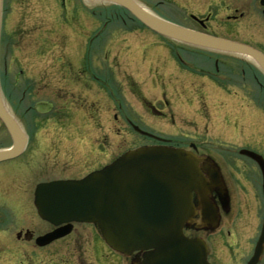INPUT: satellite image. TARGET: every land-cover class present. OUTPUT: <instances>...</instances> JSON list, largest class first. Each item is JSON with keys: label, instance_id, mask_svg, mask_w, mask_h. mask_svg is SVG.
<instances>
[{"label": "flooded vegetation", "instance_id": "flooded-vegetation-1", "mask_svg": "<svg viewBox=\"0 0 264 264\" xmlns=\"http://www.w3.org/2000/svg\"><path fill=\"white\" fill-rule=\"evenodd\" d=\"M260 2H253V10L264 20V7ZM185 3L186 7L181 9L190 13V6L195 9L207 4V17L204 19L189 13L193 23L201 31H206L209 16L216 14V0H185ZM92 4L91 0H2L0 96L6 112L24 135L25 146L16 157L0 162V264H93L94 253L100 255L103 247L109 249L96 226L85 223H72L66 234L41 245L40 238L54 232L62 234L66 227L65 224L53 226L42 220L34 207V191L38 185L79 180L110 164L103 142H94L93 137H81L79 147L75 145L84 157L82 161L88 165V171L78 178L47 179L46 170L55 171L57 162L51 160L50 167L42 157L54 149L66 153L77 123L82 125L86 119H92V108L97 105L100 110L108 109L107 78L94 75L92 71L93 39L102 35L108 24H103L93 35ZM224 4V10L231 11V5ZM143 9L160 20L172 23L159 17L153 9ZM115 10L118 12L115 14L117 20L123 18L122 27H127L124 31L146 34L141 39L143 48L154 46L155 40L149 39L152 35L162 39L125 9L116 7ZM251 12L245 8V12L239 14L240 19ZM224 18L227 24L238 20L233 15ZM60 33L61 44L68 53L61 51L60 54V46L55 40L56 35L61 36ZM216 38L229 40L219 34ZM218 64L219 61L214 60L212 81L215 87ZM93 81L99 85L96 91H93ZM219 88L228 90L225 86ZM242 98V106L249 107L250 99ZM117 101L115 98L114 102ZM117 104L119 106V102ZM70 112L74 118L78 115V122L68 120ZM117 118L114 116V120ZM50 122L59 125L57 134L38 135L47 126L53 128ZM125 122L133 128L127 117ZM149 139L155 142L151 146L175 147L170 141L156 136ZM45 140H48L46 152L43 151L45 146H40ZM33 143L36 144L35 150L28 153ZM94 143L96 149L91 147ZM12 144L11 136L0 121V150L10 148ZM247 145L226 151L218 145L216 152L201 151L193 144L182 148L204 160L199 164V170L209 192L201 199L192 193L191 203L196 211L193 221L197 230L184 227L183 233L189 239L200 238L204 242L209 264H249L254 257L264 222V151L261 144L257 149H250ZM242 151L255 154L261 161L253 160ZM90 156L93 158L89 160ZM29 173L33 176L31 180ZM199 205L208 210L203 216ZM136 255L142 256L134 254L127 258L129 264ZM254 264H264V244Z\"/></svg>", "mask_w": 264, "mask_h": 264}, {"label": "rangeland", "instance_id": "rangeland-1", "mask_svg": "<svg viewBox=\"0 0 264 264\" xmlns=\"http://www.w3.org/2000/svg\"><path fill=\"white\" fill-rule=\"evenodd\" d=\"M135 1L179 27L203 32L189 17L190 11L181 9L187 5L185 0ZM254 1L216 0V14L209 16L208 28L203 33L222 35L264 54V20L253 10ZM224 3L231 5V11L224 10ZM245 8L252 12L240 19L239 14L245 12ZM115 9V6L99 2L92 4L93 35L103 24H108L106 31L94 37L92 44V71L108 81V109L100 110L97 105L92 108V119H86L82 125L77 123L66 153L54 149L47 152L49 155L42 156L50 167L51 160L57 162L55 171L46 170L47 179L78 178L88 171V165L82 161V153L75 147H79L81 137H93L94 142L102 141L109 163L127 151L155 143L132 132L131 126L125 122L126 117L142 131L170 141L172 146L179 148L193 144L201 151L216 152L218 145L226 151L244 144H249L250 149H257V145L261 144L264 151V98L261 95L264 84L262 74L251 61L176 42L165 43L164 39L159 40L153 35L149 39L155 40L154 46L143 48L141 39L146 34L124 31L127 27H122L123 18L117 20ZM190 9V14L196 18L207 17V4L195 9L190 6ZM226 15L236 16L238 20L227 24ZM60 35L55 36L60 54L61 51L68 53L61 44ZM216 59L219 61V72L215 87L212 77ZM98 86L93 81V91ZM243 96L250 99L252 106H242ZM115 98L119 106L114 102ZM70 115L68 120L79 118L78 115L77 118L72 117V112ZM114 116L118 117L117 120ZM49 125L54 126L45 127L44 132L38 135L57 134L59 125L54 122ZM43 145V151H48V140L40 144L41 147ZM34 146L35 143L30 144L28 153L34 152ZM95 146V143L91 145L93 149H96ZM92 158L90 156L89 160ZM28 178L31 180L33 176L29 173ZM93 264H129V261L103 247L100 255L94 253Z\"/></svg>", "mask_w": 264, "mask_h": 264}, {"label": "water", "instance_id": "water-1", "mask_svg": "<svg viewBox=\"0 0 264 264\" xmlns=\"http://www.w3.org/2000/svg\"><path fill=\"white\" fill-rule=\"evenodd\" d=\"M125 9L157 35L201 50L237 56L251 61L264 75V55L252 47L212 37L160 20L134 0H91ZM0 0V17H1ZM264 7V0L260 2ZM0 121L12 138V147L0 150V162L19 155L25 138L8 115L0 96ZM142 135L148 134L134 128ZM244 152V151H243ZM253 160L261 159L245 151ZM204 160L190 152L168 147H147L128 151L102 170L80 180L43 183L34 192L38 216L52 224H65L62 234L40 238L47 244L66 234L72 223L93 224L105 244L124 257L134 253L131 264H209L206 246L200 238L189 239L183 228L197 230L191 203L209 192L199 164ZM201 215L208 210L199 205ZM214 224V223H213ZM215 226V224H214ZM68 227V228H67ZM264 243V222L254 264Z\"/></svg>", "mask_w": 264, "mask_h": 264}, {"label": "trees", "instance_id": "trees-1", "mask_svg": "<svg viewBox=\"0 0 264 264\" xmlns=\"http://www.w3.org/2000/svg\"><path fill=\"white\" fill-rule=\"evenodd\" d=\"M253 70V69H252ZM259 72V71H258ZM260 73V72H259ZM262 82H263V84H264V77L262 76ZM264 86V85H263ZM263 93L261 94L262 95V97L264 98V91H262Z\"/></svg>", "mask_w": 264, "mask_h": 264}]
</instances>
